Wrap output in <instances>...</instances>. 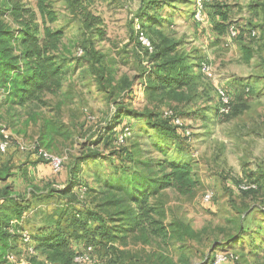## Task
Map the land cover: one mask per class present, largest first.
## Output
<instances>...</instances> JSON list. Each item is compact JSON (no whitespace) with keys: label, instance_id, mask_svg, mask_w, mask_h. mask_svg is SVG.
Here are the masks:
<instances>
[{"label":"rangeland","instance_id":"obj_1","mask_svg":"<svg viewBox=\"0 0 264 264\" xmlns=\"http://www.w3.org/2000/svg\"><path fill=\"white\" fill-rule=\"evenodd\" d=\"M38 1L24 0L32 8ZM43 1L56 13L52 27L63 30L62 52L77 70L65 79L61 95L46 96V106L20 108L0 86V141L6 135L9 145L5 153L0 151V165L12 173L0 180V188L10 184L27 199L24 226L34 231L46 213L64 203L50 193L41 196L33 187L43 191L66 185L67 167L90 147L100 153L99 159L86 158L75 172L79 185L88 188L98 187L92 168L107 174L112 167L131 166L130 157L190 165L198 182L192 194L181 196L166 189L156 197L165 224L177 220L198 234L195 239L167 241L164 252L178 264H208L212 257L213 264L219 258V264H234L232 259L238 264H264V0H82L85 10L102 21L91 29L82 26L70 0ZM225 14L227 21L222 23ZM222 26L223 35L217 32ZM231 27L235 37L229 34ZM142 31L149 36H143V42ZM162 35L177 42L191 79L180 89H164L150 97L146 74L151 63L145 50L150 53L152 42L163 41ZM81 47L87 50L85 58ZM92 65L101 80L92 73ZM202 65L209 67L211 76ZM218 87L227 102L216 92ZM128 111L139 115L128 116ZM146 114H151V124ZM174 116L188 133L187 143L169 124L159 126ZM121 119L127 125L117 124ZM47 120L71 134L49 140V152L63 159V168L54 173L49 166L56 178L44 182L35 166V152L22 151L18 145L30 146L37 139L45 146L39 130ZM124 132V142L119 143L115 137ZM243 181L257 182V191L240 192L238 184ZM85 201L91 204L88 195ZM32 243L18 239V253L33 250ZM127 245L137 252L155 248ZM92 257V264H107L103 250ZM25 258L26 263L45 264L41 255L33 261L29 255Z\"/></svg>","mask_w":264,"mask_h":264},{"label":"trees","instance_id":"obj_2","mask_svg":"<svg viewBox=\"0 0 264 264\" xmlns=\"http://www.w3.org/2000/svg\"><path fill=\"white\" fill-rule=\"evenodd\" d=\"M69 6L73 12L78 13L85 29L102 24L98 16L85 10L82 0H70ZM56 21V13L46 1L39 0L35 8H32L24 0H0V86L7 93L6 98L20 108L31 105L46 106V96L61 95L65 79L74 75L77 70L71 69L72 61L70 62L62 52L64 32L62 29L52 27ZM226 21L225 14L221 22ZM225 30L223 27L217 32L223 35ZM98 31L101 34V31ZM140 35L149 38L145 31ZM162 40L156 44L152 42L150 53L145 50L151 63L146 74L147 94L150 97L164 89H169L170 92L180 89L191 79L190 66H187L185 58L176 49L177 42L168 41L166 36H163ZM79 50L82 57L88 56L87 50L82 47ZM85 61L90 62V59L86 58ZM91 69L101 80L98 69L93 65ZM132 113L135 116L139 115L131 111L126 115H133ZM146 116L148 123L151 124V114ZM174 118L175 116L167 118L168 120L159 126L169 124L173 132L183 137L187 143L185 131L173 123ZM117 124L127 125V122L124 123L121 119ZM70 134V131L60 124L47 120L39 130V137L43 143L46 141V147L37 139L32 142L36 144V148H43L49 152L50 141L56 136L70 138ZM118 137L116 135V141ZM124 139L118 142L123 143ZM98 142L99 138L95 143ZM81 154L67 167L68 179L65 186L43 191L37 190L39 188L36 186L33 187L34 191H40L41 196L50 193L63 199L64 203L51 213H46L38 224L34 225V231H31L34 254L29 256L30 259L36 260L35 257L41 255L45 264H74V256L91 247L92 255L96 250H103L107 264H178L164 252L167 241L195 239L198 234L188 224L177 220L165 224L164 210L158 205L156 197L166 189H173L181 196L192 194L198 182L192 175L190 165L168 160L154 162L130 157L131 166H122L120 169L112 167L107 174L96 167L92 168L95 185L98 187L88 188L84 184L79 185V178L75 176V172L81 161L84 163L86 158L96 161L100 153L95 148L88 147L87 154L83 155V151ZM34 157L38 162L48 165L41 156L34 154ZM11 175L10 169L0 165L1 181H5ZM72 184L79 186L75 188L76 186ZM241 186L248 188L242 189ZM257 189V182L243 181L238 184V190L245 194L253 193ZM87 195L90 197L89 205L85 201ZM22 199L13 191L10 184L0 188V264H13L6 259V254L18 253L17 240L21 228L12 222L15 220L26 224L23 215L30 208L27 199ZM129 242L140 246L154 244L155 248L137 252L127 248ZM74 244L81 245V248L75 250ZM28 255L25 250V256ZM213 258H207L206 261L211 259L210 262L213 264ZM232 261L234 264L239 263L234 259Z\"/></svg>","mask_w":264,"mask_h":264},{"label":"built area","instance_id":"obj_3","mask_svg":"<svg viewBox=\"0 0 264 264\" xmlns=\"http://www.w3.org/2000/svg\"><path fill=\"white\" fill-rule=\"evenodd\" d=\"M254 32L252 31V34ZM229 34L231 37H234L236 35V30H234L233 27L229 28ZM142 37V42L145 38ZM208 76H211V72L209 70V67L207 65H202V68H201ZM217 93L218 95H220L221 99L225 100V102H227V96H226V93L220 88L218 87L217 88ZM174 124H177L179 125L178 123H176L178 120L177 119H174L172 120ZM1 133H3V131H1ZM186 135L188 136V133L186 132ZM3 136V135H2ZM126 136V132H124L123 134H120V136L118 137V141L122 142L124 137ZM30 146H27L26 144H20L19 145V149L22 150V151H31L33 150L35 152V154H37V156H41L43 158V160H45L48 165L51 167L52 171L54 173H57V172H60L61 169L63 168V159L60 158L59 156H56L46 150H44L43 148H36V144L34 142H31L30 144H28ZM7 147H8V141H7V136L4 135L3 136V139L0 141V151L4 152L7 150ZM242 189H246L248 188V186H241ZM209 197H208V194L205 195V200H208ZM20 222L22 221H13L12 223L13 224H18L20 226V230H19V241L21 243H29V241L31 240V231L26 227L24 226V224H20ZM32 248L29 247V250H27V253L29 254V256L33 255L34 252L33 250H31ZM21 252L19 253H7L6 254V259L11 262V263H14V264H31L30 262L29 263H26L25 260H27L25 258V255L24 254H20ZM22 257V258H20ZM22 259V262L20 263ZM25 259V260H24ZM220 261V258L219 259H216V263H219ZM94 262V257H92V249L91 247H87L86 250L80 252V253H77L74 258H73V263L74 264H92Z\"/></svg>","mask_w":264,"mask_h":264},{"label":"crops","instance_id":"obj_4","mask_svg":"<svg viewBox=\"0 0 264 264\" xmlns=\"http://www.w3.org/2000/svg\"><path fill=\"white\" fill-rule=\"evenodd\" d=\"M35 166H36V169H39L40 170L39 179L40 180L43 179L41 181L47 182L48 179H50V181H51V180H53V178H56V176L54 174H50L51 173L50 170H49L50 167L48 165H46L44 163H41V162H38V163L35 164ZM47 175H49V176L46 177ZM56 181H58V180H56ZM63 185L65 186V184H63ZM61 186H58V187H61Z\"/></svg>","mask_w":264,"mask_h":264}]
</instances>
